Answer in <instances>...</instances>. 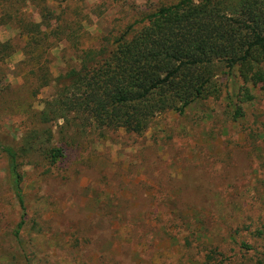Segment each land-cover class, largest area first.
<instances>
[{"label": "rangeland", "instance_id": "rangeland-1", "mask_svg": "<svg viewBox=\"0 0 264 264\" xmlns=\"http://www.w3.org/2000/svg\"><path fill=\"white\" fill-rule=\"evenodd\" d=\"M80 1L0 0V41L13 45L0 64V142L34 144L20 160L26 216L19 242L11 233L20 214L0 154V264H264L260 86L216 72L217 98L183 115L161 114L140 135L39 124L55 88L28 74L21 32L16 21L3 24L4 12L41 23L40 9L48 8L40 31L50 35L53 81L78 66L82 51L134 23L140 28L147 15L179 0ZM241 86L252 101L236 96ZM233 104L242 118L233 119ZM52 147L63 155L55 164L42 155Z\"/></svg>", "mask_w": 264, "mask_h": 264}, {"label": "trees", "instance_id": "trees-1", "mask_svg": "<svg viewBox=\"0 0 264 264\" xmlns=\"http://www.w3.org/2000/svg\"><path fill=\"white\" fill-rule=\"evenodd\" d=\"M47 10L40 9L44 22ZM13 21L24 44L23 63L31 66L28 74L39 80V86L55 88V97L39 113L40 125L61 120L63 128L72 126L78 133L127 129L140 135L161 114L183 115L193 105L217 98L220 91L213 77L222 71L227 76L235 72L243 85L264 91V0H179L161 6L143 19L140 28L134 23L120 35L102 39L98 48L82 51L78 66L53 81L45 57L52 45L50 35L40 31L43 22L17 20L4 12L3 24ZM68 36L64 39L73 38ZM11 50L10 40L0 41V64ZM246 86L239 87L236 96L250 102L254 98ZM233 106V119L242 118V107ZM33 148L29 141L19 148L0 142L8 186L20 214L11 233L16 242L26 216L20 160ZM42 155L51 164L63 156L55 147ZM240 246L252 250L245 243Z\"/></svg>", "mask_w": 264, "mask_h": 264}]
</instances>
